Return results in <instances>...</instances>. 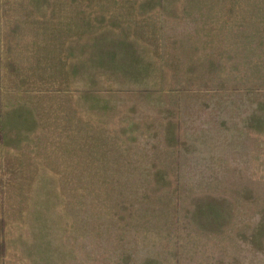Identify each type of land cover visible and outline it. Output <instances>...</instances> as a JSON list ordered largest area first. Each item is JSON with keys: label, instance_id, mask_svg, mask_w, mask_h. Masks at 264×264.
<instances>
[{"label": "rangeland", "instance_id": "rangeland-1", "mask_svg": "<svg viewBox=\"0 0 264 264\" xmlns=\"http://www.w3.org/2000/svg\"><path fill=\"white\" fill-rule=\"evenodd\" d=\"M0 264H264V0H0Z\"/></svg>", "mask_w": 264, "mask_h": 264}]
</instances>
